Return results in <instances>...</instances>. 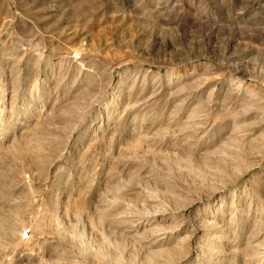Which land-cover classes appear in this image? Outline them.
I'll return each mask as SVG.
<instances>
[{
    "label": "rangeland",
    "instance_id": "1",
    "mask_svg": "<svg viewBox=\"0 0 264 264\" xmlns=\"http://www.w3.org/2000/svg\"><path fill=\"white\" fill-rule=\"evenodd\" d=\"M0 264H264V0H0Z\"/></svg>",
    "mask_w": 264,
    "mask_h": 264
},
{
    "label": "bare ground",
    "instance_id": "2",
    "mask_svg": "<svg viewBox=\"0 0 264 264\" xmlns=\"http://www.w3.org/2000/svg\"><path fill=\"white\" fill-rule=\"evenodd\" d=\"M228 241H229L228 236H223V237L218 238V244L220 246L224 245Z\"/></svg>",
    "mask_w": 264,
    "mask_h": 264
}]
</instances>
